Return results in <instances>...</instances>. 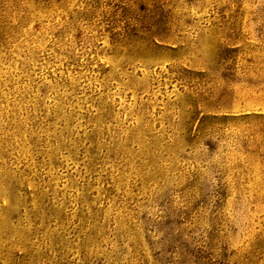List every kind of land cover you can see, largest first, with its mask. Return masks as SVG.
<instances>
[{
  "label": "rangeland",
  "instance_id": "374dc122",
  "mask_svg": "<svg viewBox=\"0 0 264 264\" xmlns=\"http://www.w3.org/2000/svg\"><path fill=\"white\" fill-rule=\"evenodd\" d=\"M0 264H264V0H0Z\"/></svg>",
  "mask_w": 264,
  "mask_h": 264
}]
</instances>
